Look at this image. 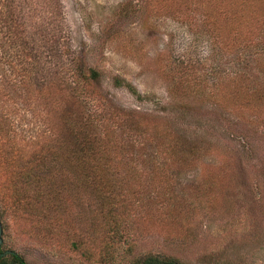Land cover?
<instances>
[{"label":"rangeland","instance_id":"374dc122","mask_svg":"<svg viewBox=\"0 0 264 264\" xmlns=\"http://www.w3.org/2000/svg\"><path fill=\"white\" fill-rule=\"evenodd\" d=\"M53 1L17 0L22 12L14 36L21 42L16 39L8 50L14 68L4 67L5 73L0 68V181L12 176L19 160H28L36 147L32 142L46 146L57 135L62 138L63 130L52 112H45L50 111L46 106L54 100L72 109L68 100L77 98L72 89L81 88L75 70L81 63L96 67L102 72L101 86H96L101 98L91 105L96 112L107 109L145 124L144 137L135 135L133 147L125 144L123 160L146 173L153 164L147 159L163 149L157 147L163 143L160 133L167 132L190 146L215 151L186 163L167 158L158 162L154 169L169 185L164 182L163 190L147 193L134 211L132 254L121 248L116 263L157 255L177 264H264V108L240 111L216 103L210 94L220 77L219 94H227L226 79L234 74L261 87L264 35L226 52L211 36L202 8L190 1L133 0L140 9L127 20H120L118 13L128 0H57L52 7ZM55 5L60 6V18L53 14ZM35 9L45 10L41 14L46 16L29 17ZM8 10L3 4L2 12ZM6 22L0 19L1 35L9 33ZM39 96L48 99L42 111L35 99ZM237 163L245 173L240 167L236 173ZM168 186L176 206L171 213L164 210L166 197L161 195ZM17 218L0 192V250L17 252L26 264L83 263L57 249L60 235L45 237V226L37 230L30 216Z\"/></svg>","mask_w":264,"mask_h":264},{"label":"trees","instance_id":"16d2710c","mask_svg":"<svg viewBox=\"0 0 264 264\" xmlns=\"http://www.w3.org/2000/svg\"><path fill=\"white\" fill-rule=\"evenodd\" d=\"M188 1L202 8L204 19L211 25L210 34L222 50L235 52L242 48L245 41H255V36L263 39L264 0H174L173 4ZM54 2L59 3L57 0L53 1L52 7ZM3 4H7L9 8L5 13L2 12ZM0 5V19L2 23L8 21L4 26L9 32L3 34L4 36L0 34V68L5 73L4 67L8 71L14 68L13 56L8 53L10 46L16 39L21 42L19 35L14 36V31L20 24L18 16L22 8L17 0L16 5L14 0H0ZM257 5H261L260 12ZM138 6V2L133 6V0L126 1L118 13L120 20H127L129 15L138 13ZM55 7L53 14L60 18V6ZM44 11L36 12L35 9L29 17H44L46 13L41 14ZM25 48L23 46L22 49ZM27 50L29 51L28 47ZM23 53L29 56L27 51ZM101 74L96 67L82 63L78 66L74 75L81 88L72 89L71 94L77 96L68 100L72 102V109L64 105L59 107L54 100L46 106L50 111L45 112H52L59 129L63 130L62 138L57 135L55 139L48 140L46 146L32 142L36 147L28 160H19L12 176L0 181V192L5 206L14 211L15 217L20 216L17 219L23 220L22 215L30 216L37 230L45 226V237L47 235L55 238L60 235L57 249L77 255L82 264H117V253L121 248L129 251L127 255L132 254L133 242L129 241V237L133 234L131 225L134 211L144 202L147 193L154 189L163 190L164 182L169 185V180L159 175V169H154L158 162L161 165L167 158L186 163L198 155L215 154L211 147L203 150L190 146L189 141L167 132L164 136L160 133L163 143H157V147L163 149L156 153L157 156L151 154V159H147L152 160L153 164L152 168L145 170L146 173L136 169V163L123 160L127 152L124 149L125 144L133 147L135 143L131 142L136 140L135 135L144 137L145 124L140 118H134L135 116L124 117L119 113H108L107 109L96 112L91 105L94 106L93 103L101 98V92L96 88L97 85L101 86ZM262 74L263 84L259 88L247 84L241 75L229 76L226 79L227 94L221 91L219 94L220 85L223 83V78L220 77L214 81L217 84L210 94L216 103H229L230 108L231 105L239 107L240 111L264 108V67ZM1 76L3 75L0 70V81ZM10 98L8 97V101ZM35 99L43 106H40V110H44L48 99L41 96ZM52 129V132H57ZM119 130L127 133V138ZM75 153H81L82 156ZM231 157L234 159V156ZM235 157L234 160H240L237 155ZM140 159L135 162L143 160L141 157ZM230 164L235 166L231 161ZM238 168L245 173L241 163H237L236 173ZM206 190L212 193L207 186ZM170 191L168 186L161 195L166 197V200L163 199L166 201L164 210L171 213L176 206L171 203L173 191ZM170 226L171 230L175 228L174 224ZM6 251L0 250V264H26L17 252L11 250V253H5ZM133 258L130 259L132 264H177L175 261L160 259L157 255L137 258L135 262ZM130 262L127 264H131Z\"/></svg>","mask_w":264,"mask_h":264},{"label":"water","instance_id":"95a60500","mask_svg":"<svg viewBox=\"0 0 264 264\" xmlns=\"http://www.w3.org/2000/svg\"><path fill=\"white\" fill-rule=\"evenodd\" d=\"M2 233H3V228H2V224L0 221V247H1V243H2ZM11 250H7L5 253H11Z\"/></svg>","mask_w":264,"mask_h":264},{"label":"flooded vegetation","instance_id":"af4514ba","mask_svg":"<svg viewBox=\"0 0 264 264\" xmlns=\"http://www.w3.org/2000/svg\"><path fill=\"white\" fill-rule=\"evenodd\" d=\"M1 248V247H0Z\"/></svg>","mask_w":264,"mask_h":264}]
</instances>
